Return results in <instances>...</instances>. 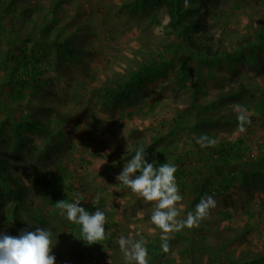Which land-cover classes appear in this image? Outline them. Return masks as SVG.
I'll list each match as a JSON object with an SVG mask.
<instances>
[{
	"label": "rangeland",
	"instance_id": "rangeland-1",
	"mask_svg": "<svg viewBox=\"0 0 264 264\" xmlns=\"http://www.w3.org/2000/svg\"><path fill=\"white\" fill-rule=\"evenodd\" d=\"M201 2L0 0L64 45L43 51L31 87L0 81V231L46 227L56 264H134L121 236L143 240L149 264H264V0H212L197 28ZM151 65L164 68L112 100ZM139 147L156 166L175 165L177 219L213 196L198 227L163 233L155 202L116 180ZM77 199L105 211L99 243L61 214L57 202Z\"/></svg>",
	"mask_w": 264,
	"mask_h": 264
},
{
	"label": "clouds",
	"instance_id": "clouds-1",
	"mask_svg": "<svg viewBox=\"0 0 264 264\" xmlns=\"http://www.w3.org/2000/svg\"><path fill=\"white\" fill-rule=\"evenodd\" d=\"M241 121L243 115L238 117ZM214 141H209V144ZM143 147L136 149L135 154L129 159L116 176V180L133 193L139 194L146 202H155L151 221L163 233L180 230L184 227H198L199 222L209 215L211 209L216 207L213 196L202 197L195 206L194 213H189L184 220L177 219L181 209L177 206L182 200L175 173V165L163 163L156 166L146 159ZM99 201V196L94 203ZM61 214L81 226V235L87 245L99 243L106 238L105 211L97 207L95 212H89L81 206L80 199L75 202L62 200L57 202ZM53 233L46 227H36L35 231L21 230L19 235L12 236L0 231V264H56L53 254ZM166 241L167 236L161 237ZM119 246L126 259L134 264H149L147 248L143 240H131L123 236L119 239ZM161 247L165 252L169 245L165 242Z\"/></svg>",
	"mask_w": 264,
	"mask_h": 264
},
{
	"label": "crops",
	"instance_id": "crops-1",
	"mask_svg": "<svg viewBox=\"0 0 264 264\" xmlns=\"http://www.w3.org/2000/svg\"><path fill=\"white\" fill-rule=\"evenodd\" d=\"M20 13L26 11L10 9L9 4L0 7V81L4 79L10 83L17 80L27 89L31 87L28 83L39 81L41 78V63L37 62L41 61L43 51L55 50L52 45L58 44L43 39L41 29L36 32L38 29L34 27L36 20L31 21L32 26H21L25 20L19 15ZM29 13L33 14V17L40 15L38 11ZM23 27L30 35L21 36ZM24 56L26 59H22Z\"/></svg>",
	"mask_w": 264,
	"mask_h": 264
},
{
	"label": "trees",
	"instance_id": "trees-1",
	"mask_svg": "<svg viewBox=\"0 0 264 264\" xmlns=\"http://www.w3.org/2000/svg\"><path fill=\"white\" fill-rule=\"evenodd\" d=\"M211 1L212 0H202V2L199 4V6H197L193 9L195 17L193 16L191 23L193 25H195V27H197V28H200L202 26L206 27L207 22H208L207 19H208V16L210 14L209 3ZM57 44H58V46H64L63 44H60L58 42H57ZM163 68H164L163 66L151 65L148 68H146L144 71L140 72L139 74L130 77L127 80V82H125L124 84H120L118 87L111 89L112 100L116 101L121 96L129 94L135 88V85L138 83V81L142 80L144 75L146 73H148L149 71H151V70H162ZM0 177L2 179V189L7 188L9 186V182L1 170H0ZM37 183L42 184V185L43 184L48 185L50 182L46 181V180L43 181V180L37 179ZM15 198H16V202L19 203L20 199H18V197L16 195H15Z\"/></svg>",
	"mask_w": 264,
	"mask_h": 264
}]
</instances>
